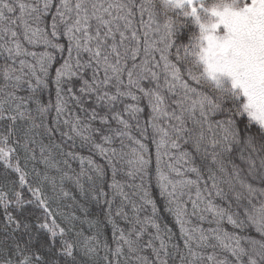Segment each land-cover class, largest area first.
<instances>
[{
    "label": "snow or ice",
    "instance_id": "1",
    "mask_svg": "<svg viewBox=\"0 0 264 264\" xmlns=\"http://www.w3.org/2000/svg\"><path fill=\"white\" fill-rule=\"evenodd\" d=\"M0 264H264V0H0Z\"/></svg>",
    "mask_w": 264,
    "mask_h": 264
}]
</instances>
